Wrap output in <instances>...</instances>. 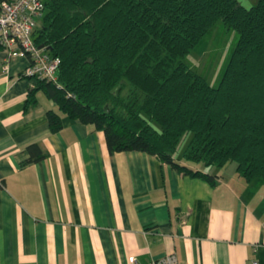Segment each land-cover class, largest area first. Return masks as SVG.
<instances>
[{
	"label": "crops",
	"instance_id": "crops-1",
	"mask_svg": "<svg viewBox=\"0 0 264 264\" xmlns=\"http://www.w3.org/2000/svg\"><path fill=\"white\" fill-rule=\"evenodd\" d=\"M27 57L0 48V264H264V183L235 165L181 163L142 150L110 151L104 132L59 111L41 90L25 108ZM62 127L51 131L46 111ZM45 156L24 163L27 144Z\"/></svg>",
	"mask_w": 264,
	"mask_h": 264
},
{
	"label": "trees",
	"instance_id": "trees-1",
	"mask_svg": "<svg viewBox=\"0 0 264 264\" xmlns=\"http://www.w3.org/2000/svg\"><path fill=\"white\" fill-rule=\"evenodd\" d=\"M39 20L33 40L59 63L54 80L28 87L25 108L41 90L101 129L110 151L142 150L211 183L214 174L177 158L234 161L246 182L264 183V0H44ZM217 20L238 38L214 85L186 57ZM46 116L51 131L62 127L58 111ZM26 149L24 163L45 156L37 142Z\"/></svg>",
	"mask_w": 264,
	"mask_h": 264
},
{
	"label": "built area",
	"instance_id": "built-area-1",
	"mask_svg": "<svg viewBox=\"0 0 264 264\" xmlns=\"http://www.w3.org/2000/svg\"><path fill=\"white\" fill-rule=\"evenodd\" d=\"M44 12V0H1L0 1V45L7 58L27 57L28 63L22 75L55 79L59 58L52 55L46 44H36L32 32ZM129 264H141L138 258L129 254ZM155 264H175L176 255L167 253L153 261ZM247 264H258L256 258Z\"/></svg>",
	"mask_w": 264,
	"mask_h": 264
},
{
	"label": "rangeland",
	"instance_id": "rangeland-1",
	"mask_svg": "<svg viewBox=\"0 0 264 264\" xmlns=\"http://www.w3.org/2000/svg\"><path fill=\"white\" fill-rule=\"evenodd\" d=\"M240 2L246 6H250L255 4L257 0H240ZM40 22L38 20L37 25ZM237 38L238 32L235 29L229 28L221 20H217L194 46L186 59L194 68L206 76L211 84L216 85L229 60ZM190 136L191 132H187L180 138L176 154H179ZM229 163L230 165H235L234 161Z\"/></svg>",
	"mask_w": 264,
	"mask_h": 264
}]
</instances>
